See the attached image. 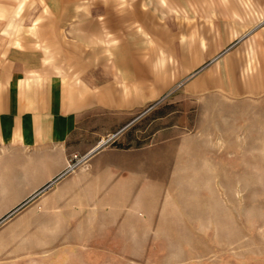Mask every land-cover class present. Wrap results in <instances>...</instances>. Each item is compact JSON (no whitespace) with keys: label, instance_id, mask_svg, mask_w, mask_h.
I'll list each match as a JSON object with an SVG mask.
<instances>
[{"label":"crops","instance_id":"obj_1","mask_svg":"<svg viewBox=\"0 0 264 264\" xmlns=\"http://www.w3.org/2000/svg\"><path fill=\"white\" fill-rule=\"evenodd\" d=\"M128 1L129 10L102 13L104 28L119 41L112 57L98 51L97 8L70 30L75 43L66 35L54 46L58 55L43 51L41 60L18 59L19 40L3 41L0 17V264H40L36 257L50 264L51 256L67 255V242L108 241L124 231L123 211L143 199L136 193L159 185L161 158L155 148L124 149L113 140L130 127L132 113L154 107L163 95L161 60H187L179 49L221 50L207 59L224 67L219 89L227 96L264 94V0ZM22 8L21 2L4 34L18 32ZM189 17L197 18L195 26ZM43 47L51 46L46 41ZM245 60L255 65L252 73L240 71L249 69ZM99 63L112 66L100 84L92 78ZM120 63L128 66L122 74L113 67ZM208 79L204 74L189 87L205 90ZM228 81H235L234 94L225 89ZM99 115L109 130L107 144L113 142L109 148L99 143L106 136L99 134ZM72 156L84 158V165L67 172Z\"/></svg>","mask_w":264,"mask_h":264},{"label":"rangeland","instance_id":"obj_2","mask_svg":"<svg viewBox=\"0 0 264 264\" xmlns=\"http://www.w3.org/2000/svg\"><path fill=\"white\" fill-rule=\"evenodd\" d=\"M21 2V17L15 22L18 32L4 34ZM154 3L147 1L148 5ZM132 5L128 0L122 4L117 0H0L3 41L19 40V60H41L43 51L52 58L54 46L64 36L76 42L70 30L97 8L98 51L101 58L112 57L119 41L104 28L102 13L107 8L121 13ZM169 19L165 23L169 24ZM178 19L179 24L184 22L181 16ZM189 19L195 26L197 18ZM46 41L51 47L44 49ZM66 50L63 53L71 52ZM219 51L179 49L187 60H161L158 84L163 95L154 107L148 104L132 113L135 121L113 140L124 149L155 148L161 158L159 185L154 192L136 193L143 199L138 205L131 202L123 211L124 231L112 240L67 242V255L51 256L50 264H264V94L237 96L235 81H228L227 88L222 82L234 95L224 94L218 86L224 67L220 60L211 64L207 60L210 53ZM235 51L230 50L231 54ZM150 64L154 72V64ZM245 66L240 71L252 73L255 69L251 63L249 69ZM110 67L99 63L92 78L98 76L102 83ZM113 67L122 74L128 66L120 63ZM204 74L211 80L205 90L190 89ZM82 75L90 78L91 73L83 71ZM105 122L99 115V134L106 135L99 143L106 142L104 147L109 148L113 142L107 144ZM73 157L70 166L81 162L78 169L84 165V158ZM94 244H100L103 251L97 253ZM46 259L36 257V262L43 264Z\"/></svg>","mask_w":264,"mask_h":264},{"label":"built area","instance_id":"obj_3","mask_svg":"<svg viewBox=\"0 0 264 264\" xmlns=\"http://www.w3.org/2000/svg\"><path fill=\"white\" fill-rule=\"evenodd\" d=\"M73 159H76V157L74 156L73 157ZM81 162H79V163H77L76 165H74V166H68V170H67V172H70V171H72L73 169H75L76 168V166H78L79 164H80ZM50 186L48 185V186H46L44 189H47V188H49Z\"/></svg>","mask_w":264,"mask_h":264}]
</instances>
